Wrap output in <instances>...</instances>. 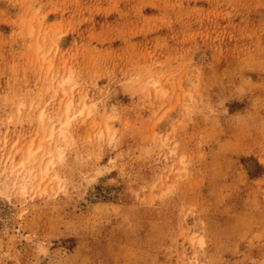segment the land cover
<instances>
[{"label": "rangeland", "instance_id": "1", "mask_svg": "<svg viewBox=\"0 0 264 264\" xmlns=\"http://www.w3.org/2000/svg\"><path fill=\"white\" fill-rule=\"evenodd\" d=\"M0 264H264V0H0Z\"/></svg>", "mask_w": 264, "mask_h": 264}, {"label": "bare ground", "instance_id": "2", "mask_svg": "<svg viewBox=\"0 0 264 264\" xmlns=\"http://www.w3.org/2000/svg\"><path fill=\"white\" fill-rule=\"evenodd\" d=\"M70 79V78H69ZM70 83V81L69 80H67V81H65V82H63L61 85H63V84H69ZM67 87H69V86H67ZM60 90V89H59ZM62 90L64 91V88L62 87ZM66 91V90H65ZM74 104H73V102H70V103H68L67 105H66V108H65V114L66 115H68V113H69V110H70V108L73 106ZM84 107H85V105H84V103L82 104V106H81V109H80V112H79V114L81 115L82 114V112H83V110H84ZM43 117V115H41V118ZM59 135H63V133L62 132H60L59 133ZM50 136H51V138L50 139H52V137H53V135L52 134H50ZM30 148V147H29ZM39 148H41V147H38V149ZM41 150V149H40ZM33 152H29V160H31L32 159V157L34 156V154H32ZM23 167H25V164H23L22 165ZM45 169H47V168H45ZM44 173V175L46 174V170L43 172ZM27 175H29L30 176V172H28L27 173ZM42 179L43 178H41V180L40 181H42Z\"/></svg>", "mask_w": 264, "mask_h": 264}]
</instances>
